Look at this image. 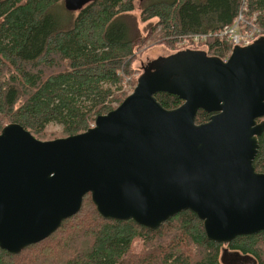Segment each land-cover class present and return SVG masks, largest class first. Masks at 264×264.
I'll return each mask as SVG.
<instances>
[{"label": "water", "instance_id": "obj_1", "mask_svg": "<svg viewBox=\"0 0 264 264\" xmlns=\"http://www.w3.org/2000/svg\"><path fill=\"white\" fill-rule=\"evenodd\" d=\"M90 1L63 4L78 11ZM157 92L182 103L167 109ZM198 109L207 121L196 122ZM262 116L264 37L235 45L226 59L184 48L148 61L132 91L82 132L43 140L4 125L0 248L18 254L46 238L81 210L86 193L101 217L151 229L191 210L211 241L263 231L264 173L253 165ZM221 257L248 259L226 248Z\"/></svg>", "mask_w": 264, "mask_h": 264}, {"label": "trees", "instance_id": "obj_2", "mask_svg": "<svg viewBox=\"0 0 264 264\" xmlns=\"http://www.w3.org/2000/svg\"><path fill=\"white\" fill-rule=\"evenodd\" d=\"M60 2L0 0V130L16 122L44 140L47 126L55 123L62 136L76 134L126 96L119 91L133 71L137 41L126 38L124 24L116 21L133 11L134 0L90 1L65 26L50 12ZM239 15L263 29L264 0H156L140 9L139 20L156 19L159 38L174 51L182 37L205 35L189 47L225 59L232 45L213 33ZM155 96L167 109L182 103L174 94ZM209 116L198 109L195 120ZM253 165L264 173V132ZM135 239L142 241L138 253L132 251ZM225 248L248 258L233 264H264V230L226 244L211 241L191 210L151 229L131 219L101 217L86 193L81 210L46 238L18 254L0 248V264H227L220 259Z\"/></svg>", "mask_w": 264, "mask_h": 264}, {"label": "rangeland", "instance_id": "obj_3", "mask_svg": "<svg viewBox=\"0 0 264 264\" xmlns=\"http://www.w3.org/2000/svg\"><path fill=\"white\" fill-rule=\"evenodd\" d=\"M156 0H134L135 8L133 11L120 15L117 17L116 22H121L125 26L126 38L135 39L137 41V46L135 47V54L132 59V72L131 74L125 75L124 84L120 93L131 92L135 86L137 76L141 72V67L146 65L148 61L160 56L167 55L174 50L170 49L167 45V42L160 37V33L157 32L156 28V19L150 21L141 22L139 20L140 9L145 5L152 3ZM51 15L56 19L59 25L65 26L72 22L76 11H69L64 7L63 2L58 3L51 9ZM155 27V29H154ZM257 27L261 30L264 35V28L261 29L257 24ZM158 35V38L154 39L153 36ZM202 49V48H201ZM129 78V79H127ZM114 106H117V103H113ZM93 124V123H92ZM62 127L55 123H50L46 128L47 136L44 140L54 139L59 137H64L61 134ZM40 139V138H39ZM142 248L141 239H135L132 244V251L138 253ZM223 262L222 257L220 258ZM239 262V261H237Z\"/></svg>", "mask_w": 264, "mask_h": 264}, {"label": "built area", "instance_id": "obj_4", "mask_svg": "<svg viewBox=\"0 0 264 264\" xmlns=\"http://www.w3.org/2000/svg\"><path fill=\"white\" fill-rule=\"evenodd\" d=\"M213 35L226 37V39H228L233 47L235 45H249L263 34L257 27V25L253 22V20H247V18H243L242 15H239L237 19L233 21V24L225 25L223 28L213 33ZM206 38L207 37L205 35L193 34L191 36H184L180 39L178 45H180L181 47H186L189 46L190 40L192 42H200L206 40Z\"/></svg>", "mask_w": 264, "mask_h": 264}, {"label": "flooded vegetation", "instance_id": "obj_5", "mask_svg": "<svg viewBox=\"0 0 264 264\" xmlns=\"http://www.w3.org/2000/svg\"><path fill=\"white\" fill-rule=\"evenodd\" d=\"M144 66H145V65H143V66L141 67V69H143Z\"/></svg>", "mask_w": 264, "mask_h": 264}]
</instances>
